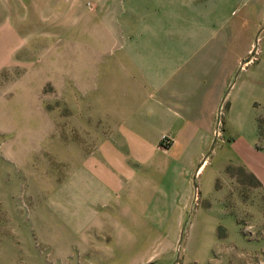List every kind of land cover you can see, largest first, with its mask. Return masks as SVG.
<instances>
[{"label": "rangeland", "instance_id": "1", "mask_svg": "<svg viewBox=\"0 0 264 264\" xmlns=\"http://www.w3.org/2000/svg\"><path fill=\"white\" fill-rule=\"evenodd\" d=\"M146 4L0 0V264H264V178L213 149L221 124L189 172L164 165L189 159L166 132L119 170L174 35Z\"/></svg>", "mask_w": 264, "mask_h": 264}, {"label": "crops", "instance_id": "2", "mask_svg": "<svg viewBox=\"0 0 264 264\" xmlns=\"http://www.w3.org/2000/svg\"><path fill=\"white\" fill-rule=\"evenodd\" d=\"M138 1L148 8L146 0ZM151 1L165 5L168 34L174 35L167 37L166 52L159 55L152 85L136 97L134 115L121 121L120 172L126 149L148 162L163 132L174 140L171 154L189 157L164 165L189 172L212 147L214 130L221 124L213 149L231 155L232 164L259 178L261 173L263 180L264 130L258 119L264 118V0ZM175 27L182 34L174 33ZM132 38L129 44L135 46ZM119 181V187L125 186ZM136 188L132 181L126 185L128 196L138 195Z\"/></svg>", "mask_w": 264, "mask_h": 264}]
</instances>
